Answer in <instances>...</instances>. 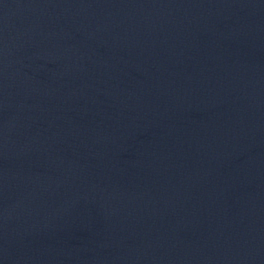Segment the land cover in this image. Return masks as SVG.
<instances>
[{
    "label": "water",
    "instance_id": "95a60500",
    "mask_svg": "<svg viewBox=\"0 0 264 264\" xmlns=\"http://www.w3.org/2000/svg\"><path fill=\"white\" fill-rule=\"evenodd\" d=\"M0 264H264V0H0Z\"/></svg>",
    "mask_w": 264,
    "mask_h": 264
}]
</instances>
